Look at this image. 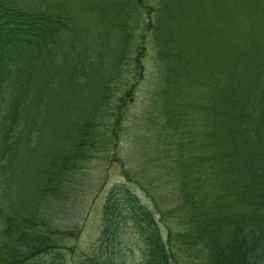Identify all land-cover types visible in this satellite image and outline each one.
I'll return each mask as SVG.
<instances>
[{
  "label": "rangeland",
  "instance_id": "rangeland-1",
  "mask_svg": "<svg viewBox=\"0 0 264 264\" xmlns=\"http://www.w3.org/2000/svg\"><path fill=\"white\" fill-rule=\"evenodd\" d=\"M41 1L62 7L69 22L28 84L11 135L12 152L0 164V208L12 220L0 225V264L8 260V247L26 221L38 219L45 221L64 264H81L97 250L102 206L109 189L119 183L156 213L164 237L181 234L174 211L175 139L166 137L152 113L163 104L153 98V64L164 0H31ZM205 1L177 31L193 56L188 89L177 108L186 115L178 132H189L194 141L179 163L193 172L202 166V156L213 154H203L208 147L203 139L217 127L208 109L218 108L225 86L217 63L224 64L225 47L229 54L243 44L246 12L256 19L254 12L264 2ZM258 23L264 34V19ZM92 120L98 125L76 161L79 136ZM202 184L211 189L208 178ZM108 255L117 264L145 261L143 246L131 231L120 236Z\"/></svg>",
  "mask_w": 264,
  "mask_h": 264
},
{
  "label": "trees",
  "instance_id": "trees-1",
  "mask_svg": "<svg viewBox=\"0 0 264 264\" xmlns=\"http://www.w3.org/2000/svg\"><path fill=\"white\" fill-rule=\"evenodd\" d=\"M205 2L164 0V15L157 20L160 28L154 41L153 98L163 104L159 112L155 108L152 113L166 137L175 139L171 144L173 162L178 164L174 211L181 220L182 233L164 237L156 213L128 185L115 184L102 206L97 250L81 264H117L108 254L127 231L140 240L144 264H264V34L258 23L264 19V2L263 8L254 12L256 19L246 12L247 23L241 28L243 44L234 45L231 50L236 52L229 54L225 47L224 64L217 63L225 86L218 108L208 111L218 128L203 139L208 145L203 154L207 150L213 154L202 156V166L194 172L179 163L186 148L194 144L188 131L178 132L186 115L177 110L182 92L188 89L193 56L177 31ZM68 22L60 6L0 0V164L12 152L11 135L28 84L52 42L67 30ZM146 25L150 31L152 23ZM93 120L79 136L76 161L85 154L88 134L98 125ZM203 177L210 180L211 189L203 187ZM11 221L0 208V225ZM11 244H4L9 255L5 264H64L44 220H27Z\"/></svg>",
  "mask_w": 264,
  "mask_h": 264
}]
</instances>
